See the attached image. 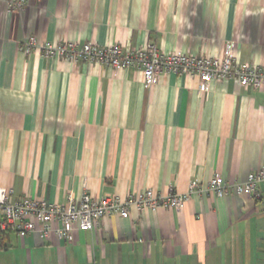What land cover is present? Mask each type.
<instances>
[{
  "label": "crops",
  "instance_id": "obj_1",
  "mask_svg": "<svg viewBox=\"0 0 264 264\" xmlns=\"http://www.w3.org/2000/svg\"><path fill=\"white\" fill-rule=\"evenodd\" d=\"M76 41L124 50L217 56L264 67V0H26L0 2V189L51 203L84 192L126 199L185 194L180 210L111 214L67 241L41 225L0 238V264H264L259 196L207 189L264 166V87L164 73L150 87L135 67L74 63L20 45Z\"/></svg>",
  "mask_w": 264,
  "mask_h": 264
},
{
  "label": "built area",
  "instance_id": "obj_2",
  "mask_svg": "<svg viewBox=\"0 0 264 264\" xmlns=\"http://www.w3.org/2000/svg\"><path fill=\"white\" fill-rule=\"evenodd\" d=\"M2 1L7 3L10 11L21 10L26 5V0H0ZM36 48L48 57L59 55L74 63L85 62L114 69L135 67L141 71L146 87L155 85L164 73L198 76L202 91H208L211 82L220 79H234L244 87H264V67L237 61L232 42H228L222 53L217 56L164 52L154 44L127 50L119 44L100 46L91 42L38 44L35 37L27 38L20 45V50L26 53ZM261 183H264V166L251 173L244 182L231 183L225 181L222 176L215 175L210 179L207 189L217 197H225L230 193L259 196ZM197 188L198 185L193 183L188 193L171 191L165 196L147 190L143 193H133L126 199L115 195L95 198L84 192L79 200L70 199L63 205L29 196L12 200L13 190L1 188L0 235L15 233L24 237L36 230L39 223L44 237L53 233L59 238L72 241L75 230H92L98 226L100 219L111 214L126 217L133 205L139 210H156L160 207L180 210L188 201L190 193Z\"/></svg>",
  "mask_w": 264,
  "mask_h": 264
},
{
  "label": "trees",
  "instance_id": "obj_3",
  "mask_svg": "<svg viewBox=\"0 0 264 264\" xmlns=\"http://www.w3.org/2000/svg\"><path fill=\"white\" fill-rule=\"evenodd\" d=\"M8 234H2V235H0V238H5L6 236H7Z\"/></svg>",
  "mask_w": 264,
  "mask_h": 264
}]
</instances>
